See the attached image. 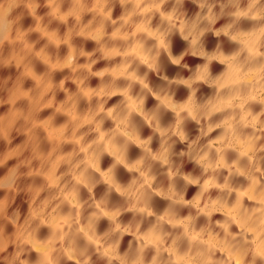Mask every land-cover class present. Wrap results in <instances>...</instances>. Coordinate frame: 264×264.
I'll return each mask as SVG.
<instances>
[{
    "label": "clouds",
    "instance_id": "9594fccd",
    "mask_svg": "<svg viewBox=\"0 0 264 264\" xmlns=\"http://www.w3.org/2000/svg\"><path fill=\"white\" fill-rule=\"evenodd\" d=\"M0 264H264V0H0Z\"/></svg>",
    "mask_w": 264,
    "mask_h": 264
}]
</instances>
